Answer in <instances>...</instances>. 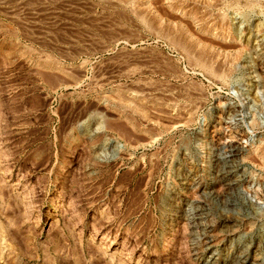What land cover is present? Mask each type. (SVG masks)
<instances>
[{
	"label": "rangeland",
	"instance_id": "374dc122",
	"mask_svg": "<svg viewBox=\"0 0 264 264\" xmlns=\"http://www.w3.org/2000/svg\"><path fill=\"white\" fill-rule=\"evenodd\" d=\"M259 148L264 0H0V264H264Z\"/></svg>",
	"mask_w": 264,
	"mask_h": 264
},
{
	"label": "bare ground",
	"instance_id": "6f19581e",
	"mask_svg": "<svg viewBox=\"0 0 264 264\" xmlns=\"http://www.w3.org/2000/svg\"><path fill=\"white\" fill-rule=\"evenodd\" d=\"M170 1V0H169ZM175 2V1H174ZM181 5V4H180ZM184 5V4H183ZM208 5V4H207ZM207 69V68H206ZM129 95H133L132 93H130ZM259 150V152L256 154L257 155V157L258 158H262V159H264V151H263V149L262 148H259L258 149ZM257 151V150H256ZM234 155V154H233ZM229 158V157H228ZM228 163V162H227ZM229 165V164H228ZM227 166V165H226ZM222 168V167H221ZM228 169H226V168H224V169H226V170H223L222 171V173H225V174H223V176H225V177H227V178H229V182H228V184L229 185H235L236 183H237V177H236V173H237V166L236 165H233L232 163L229 165V167H227ZM225 171V172H224ZM220 176V175H219ZM240 212V211H239ZM104 217H106V216H104ZM227 234V233H226ZM231 234V233H230ZM257 247L252 251V252H254V254H256V252L257 253H259L258 251H257ZM244 251L246 252V256H247V254L248 253H250V251H251V249H248V245L247 246H245V249H244ZM257 255V254H256ZM211 258H210V261H213V262H211V264H214V262H215V260H216V258H215V256H213V253L211 254V256H210ZM258 260H259V258H258ZM259 262H260V260H259ZM261 263V262H260Z\"/></svg>",
	"mask_w": 264,
	"mask_h": 264
}]
</instances>
